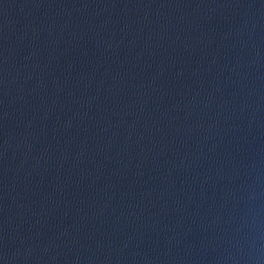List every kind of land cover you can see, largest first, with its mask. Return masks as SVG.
I'll list each match as a JSON object with an SVG mask.
<instances>
[{
	"label": "water",
	"instance_id": "water-1",
	"mask_svg": "<svg viewBox=\"0 0 264 264\" xmlns=\"http://www.w3.org/2000/svg\"><path fill=\"white\" fill-rule=\"evenodd\" d=\"M0 264H264V0H0Z\"/></svg>",
	"mask_w": 264,
	"mask_h": 264
}]
</instances>
